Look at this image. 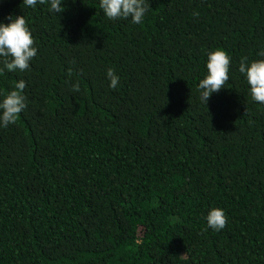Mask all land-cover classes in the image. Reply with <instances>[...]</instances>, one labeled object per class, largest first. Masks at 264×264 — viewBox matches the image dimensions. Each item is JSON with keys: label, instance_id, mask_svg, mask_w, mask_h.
Returning <instances> with one entry per match:
<instances>
[{"label": "trees", "instance_id": "1", "mask_svg": "<svg viewBox=\"0 0 264 264\" xmlns=\"http://www.w3.org/2000/svg\"><path fill=\"white\" fill-rule=\"evenodd\" d=\"M146 3L137 25L99 0L59 14L0 0V22L23 16L38 49L0 74V93L26 82L27 105L0 128V264H264V104L238 71L264 59V0ZM217 49L229 80L205 105Z\"/></svg>", "mask_w": 264, "mask_h": 264}, {"label": "clouds", "instance_id": "2", "mask_svg": "<svg viewBox=\"0 0 264 264\" xmlns=\"http://www.w3.org/2000/svg\"><path fill=\"white\" fill-rule=\"evenodd\" d=\"M46 0H23L28 8H35L38 3ZM50 4V12L61 13V5L64 0H47ZM99 7L103 15L110 21L129 20L133 24H141L150 5L146 0H99ZM8 23L0 22V74L5 71L24 72L30 68L31 61L37 56L38 49L34 46L32 33L23 16L7 17ZM264 56V52L260 53ZM231 57L221 49L209 52L206 60V75L197 86L200 101L207 105L214 93H218L229 80V66ZM238 71L244 77L249 95L253 102L264 104V59L247 61L244 59L239 65ZM109 87L116 89L120 77L113 69L106 73ZM26 82L19 80L14 89L6 93H0V128H7L15 124L19 115L26 109L23 91ZM73 92L80 91L79 83L72 85ZM206 227L213 231H221L226 226V215L223 209L210 208L204 217Z\"/></svg>", "mask_w": 264, "mask_h": 264}]
</instances>
